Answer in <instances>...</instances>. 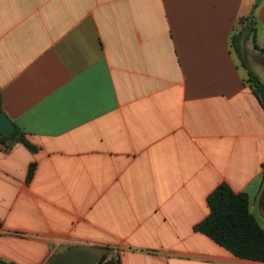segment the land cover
<instances>
[{"label":"crops","instance_id":"obj_1","mask_svg":"<svg viewBox=\"0 0 264 264\" xmlns=\"http://www.w3.org/2000/svg\"><path fill=\"white\" fill-rule=\"evenodd\" d=\"M255 2L0 0V260L264 264L195 230L221 184L264 229V110L229 41L254 12L264 50Z\"/></svg>","mask_w":264,"mask_h":264},{"label":"trees","instance_id":"obj_2","mask_svg":"<svg viewBox=\"0 0 264 264\" xmlns=\"http://www.w3.org/2000/svg\"><path fill=\"white\" fill-rule=\"evenodd\" d=\"M264 0H256L259 6ZM233 33L229 39L231 53L236 56L239 65L246 71L244 81L249 86L264 110V82L255 73L248 63L251 55L248 43L253 50L264 54L257 44V24L255 13L248 17L240 18L234 24ZM264 65V61L262 63ZM0 113H3L2 96L0 89ZM19 134L16 129L12 137L1 136V141H11ZM21 143L30 151L35 149L23 138ZM34 166L30 167L28 178H32ZM210 209L209 216L195 227V230L206 235L217 244L224 247L234 256L251 261L264 262V229L249 212V198L246 194H236L227 184L218 186L207 198ZM0 264H12L0 260ZM99 264H121L118 257L108 258L104 256Z\"/></svg>","mask_w":264,"mask_h":264},{"label":"rangeland","instance_id":"obj_3","mask_svg":"<svg viewBox=\"0 0 264 264\" xmlns=\"http://www.w3.org/2000/svg\"><path fill=\"white\" fill-rule=\"evenodd\" d=\"M247 46L251 53V55L248 57V63L250 67L255 71V73L261 75L262 67L257 65L260 64L259 62L264 61V54H261V52L258 51H254L251 43H248Z\"/></svg>","mask_w":264,"mask_h":264},{"label":"water","instance_id":"obj_4","mask_svg":"<svg viewBox=\"0 0 264 264\" xmlns=\"http://www.w3.org/2000/svg\"><path fill=\"white\" fill-rule=\"evenodd\" d=\"M15 131L14 124L5 113H0V135L10 138Z\"/></svg>","mask_w":264,"mask_h":264}]
</instances>
